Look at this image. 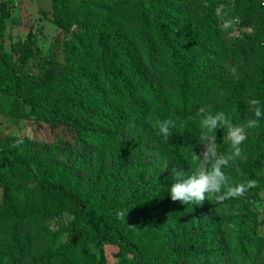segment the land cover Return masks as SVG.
Masks as SVG:
<instances>
[{"label":"rangeland","instance_id":"rangeland-1","mask_svg":"<svg viewBox=\"0 0 264 264\" xmlns=\"http://www.w3.org/2000/svg\"><path fill=\"white\" fill-rule=\"evenodd\" d=\"M80 1L93 5L97 0ZM150 3L104 0L102 8L88 13L85 7L73 8L70 3L73 24L62 30L52 21L50 0L10 1L7 16L0 19V43L7 56L15 60L17 75L31 85L53 90L54 96L65 92L64 87H72L71 83L63 84L66 81L61 77L69 69L65 41L76 30L100 22L109 24L119 39L134 46L149 84L137 87L143 101L137 105L135 116L126 112L122 119L117 116L121 104L116 96H106L83 108L86 113L78 121L79 139L73 127L53 123L50 95L38 110L26 104L13 106L12 96L0 95V151L8 145L17 147L16 155L31 158L39 171L26 174L19 167L4 171L12 183L15 208L2 199L0 185V264H41L38 258L66 239L64 228L73 214L67 206L50 214L36 193L41 177L67 184L111 215L129 210L125 221L120 218L128 227L123 243L101 245L104 264H118L120 260L121 264H264V156L250 178L257 180L258 186L238 199L182 204L172 202L167 192L171 169L190 172L192 150L197 154L202 151L197 111L192 117L190 109L204 106L212 112L223 111L237 124L251 115L247 104L251 91L238 87L232 94L231 87L239 80L258 81L261 77L264 88V0H187L179 10L181 17L167 10V30L181 35L193 31L202 19L209 22L210 42L203 54L193 57L187 70L191 87L187 93L178 88L158 43ZM157 5L163 9L166 2L158 1ZM219 6L234 18L228 32L219 28ZM28 36L36 55L22 62L17 60L13 45ZM89 45L93 46V41ZM121 57L125 58L122 52ZM45 61L58 63L62 69L58 72ZM164 119L176 123L167 141L155 128L156 121ZM215 135L220 150L225 151L228 144L223 130L217 129ZM255 136L256 128L249 130L241 145L247 158L225 169L234 181L249 179L243 167L255 156ZM254 193L253 202L248 201ZM178 243L191 250H178ZM192 247L204 250L196 252ZM84 250L88 255H98L97 246L84 243L74 250V264L79 263L78 256Z\"/></svg>","mask_w":264,"mask_h":264},{"label":"trees","instance_id":"trees-1","mask_svg":"<svg viewBox=\"0 0 264 264\" xmlns=\"http://www.w3.org/2000/svg\"><path fill=\"white\" fill-rule=\"evenodd\" d=\"M11 0H5L0 10V19L8 14V6ZM166 2L160 7L157 2ZM209 1V0H190ZM53 23L60 29L68 30L73 24L72 15L69 13V4L73 8L84 9L91 12L94 9L102 8L104 0H97L93 5H83L80 0H50ZM187 3V0H151L153 19L156 23L158 43L161 45L167 63L170 66L173 77L181 93H187L191 89L186 79L187 70L193 64L194 56H199L206 51L210 42L209 22L202 19L193 31L186 34H179L167 30L166 18L167 10H171L177 17L183 14L179 12ZM262 29L264 32V13L261 17ZM0 26V39H1ZM111 27L105 22L89 25L83 30H76L69 36L65 43L67 49L68 71L62 72L63 84L71 83L70 88L64 87L63 93L59 96L51 95L53 90H45L31 85L25 77L17 75L15 60L10 59L2 50L0 43V95L12 96L11 104L19 106L28 105L32 110H38L49 97V112L54 124H64L76 129L75 136L79 139V118L86 113L87 106H94L99 100L106 96H116L120 102L117 116L123 118L127 114L136 115L137 105L143 101L138 86L147 87L149 82L143 77L140 69V58L135 52V48L128 40L119 39ZM94 45L90 46L89 42ZM13 51L17 60L25 62L31 56L36 55L35 48L32 47L29 36L13 45ZM121 52L125 58L121 57ZM261 69H264V43L261 47ZM50 67L59 72L62 66L58 63L45 61ZM264 72V71H263ZM260 79L253 81L239 80L232 85L231 93L235 94L238 87L249 89L250 98L260 100L264 107L263 81ZM186 91V92H185ZM50 95V96H49ZM230 104V103H229ZM231 106V104H230ZM236 106V105H235ZM239 108V106L237 105ZM234 108V106H233ZM198 108L190 109L194 116ZM124 112V113H123ZM240 114V112H238ZM232 120V117L230 118ZM17 147L6 146L0 151V185L2 187V199L12 208L11 197L12 183L6 178L4 171L7 167H19L26 174H37L36 163L31 158L16 155ZM264 156V118L259 121L256 127L255 136V156L247 162L243 171L250 179L258 171L261 159ZM36 193L47 204L50 214H56L64 208H69L73 216L68 221L66 227V239L51 251L40 256L38 261L41 264H74V250L84 243H91L98 247L96 257L88 255L84 250L78 256V264H104V257L101 251L103 242L122 244L125 235L128 234V227L118 217V213H108L103 206L95 204L94 201H87L82 195L72 191L65 183H59L52 177H41L36 184ZM54 193L58 195L54 197ZM255 193L248 197V201L253 202ZM173 202V201H172ZM173 205V203H172ZM175 205V203H174ZM176 248L183 252H189L181 243ZM196 252H201L203 247H192ZM119 252V251H117ZM118 254V253H116ZM118 264H121L118 262Z\"/></svg>","mask_w":264,"mask_h":264},{"label":"clouds","instance_id":"clouds-1","mask_svg":"<svg viewBox=\"0 0 264 264\" xmlns=\"http://www.w3.org/2000/svg\"><path fill=\"white\" fill-rule=\"evenodd\" d=\"M208 7L207 4L204 5ZM216 16L219 21V28L228 32L233 28L234 18L224 7L216 9ZM247 104L251 115L242 123H233L223 111L212 112L207 107H200L196 112L199 120V144L202 151L198 154L191 152L192 170L184 172L177 167L171 169V183L167 192L172 201H179L182 204H203L206 200L221 203L230 199H238L252 188L258 186L255 179L234 181L225 172L237 160L246 159L241 145L247 139L248 131L259 126V121L264 118V107L260 100L249 98ZM176 127L172 119L157 120L155 128L157 134L165 141L171 137V129ZM223 130V139L227 142L228 148L221 151L215 132ZM129 210H121L118 217L125 221Z\"/></svg>","mask_w":264,"mask_h":264},{"label":"built area","instance_id":"built-area-1","mask_svg":"<svg viewBox=\"0 0 264 264\" xmlns=\"http://www.w3.org/2000/svg\"><path fill=\"white\" fill-rule=\"evenodd\" d=\"M4 1H5V0H0V10H1L2 3H3Z\"/></svg>","mask_w":264,"mask_h":264}]
</instances>
